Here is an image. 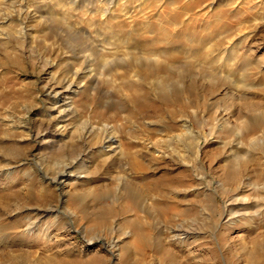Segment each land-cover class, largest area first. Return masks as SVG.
I'll return each instance as SVG.
<instances>
[{
  "label": "rangeland",
  "instance_id": "374dc122",
  "mask_svg": "<svg viewBox=\"0 0 264 264\" xmlns=\"http://www.w3.org/2000/svg\"><path fill=\"white\" fill-rule=\"evenodd\" d=\"M165 1L0 0V264H264V0Z\"/></svg>",
  "mask_w": 264,
  "mask_h": 264
},
{
  "label": "bare ground",
  "instance_id": "6f19581e",
  "mask_svg": "<svg viewBox=\"0 0 264 264\" xmlns=\"http://www.w3.org/2000/svg\"><path fill=\"white\" fill-rule=\"evenodd\" d=\"M5 1H9V0H5ZM14 1H16L17 2V6H18V9L20 10V11H22V10H25L26 9V7L24 6V0H14ZM114 0H103V4H105L106 5V8L105 9H103V11H102V16H104L105 14H107L108 13V4L109 3H112ZM129 1V0H128ZM137 1H141V0H137ZM190 1L191 0H185V8L186 9H190V5H191V3H190ZM3 2V1H2ZM11 2H12V0H11ZM166 2V4L168 3V4H171V3H173V2H175V0H166L165 1ZM209 5H212V3L211 4H209ZM25 7V8H24ZM189 11V10H188ZM108 18H110V17H108ZM218 18H220V15H218L217 16V19ZM164 32V31H163ZM162 33V32H161ZM165 33V32H164ZM165 36V35H164ZM145 54H147V56L149 55V56H151V55H153L154 54V52L153 51H148V52H146ZM111 138H108V140H110Z\"/></svg>",
  "mask_w": 264,
  "mask_h": 264
}]
</instances>
